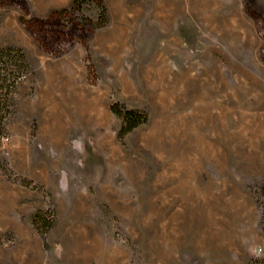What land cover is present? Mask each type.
<instances>
[{"label": "rangeland", "instance_id": "obj_1", "mask_svg": "<svg viewBox=\"0 0 264 264\" xmlns=\"http://www.w3.org/2000/svg\"><path fill=\"white\" fill-rule=\"evenodd\" d=\"M74 1L0 0V264H264V0Z\"/></svg>", "mask_w": 264, "mask_h": 264}, {"label": "trees", "instance_id": "obj_2", "mask_svg": "<svg viewBox=\"0 0 264 264\" xmlns=\"http://www.w3.org/2000/svg\"><path fill=\"white\" fill-rule=\"evenodd\" d=\"M93 0H75L73 10L80 11L82 6ZM95 2H97L95 0ZM101 17L106 19L104 7ZM31 72V63L21 47L7 46L0 47V139L5 134L7 120L14 113V95L23 77ZM112 111L123 120L121 133L127 134L144 124L148 120V113L145 110L131 108L123 102H115L111 106ZM1 164V162H0ZM262 209L264 218V183L261 186ZM34 222L41 232H47L53 226L52 221L45 218L42 212L34 216Z\"/></svg>", "mask_w": 264, "mask_h": 264}]
</instances>
